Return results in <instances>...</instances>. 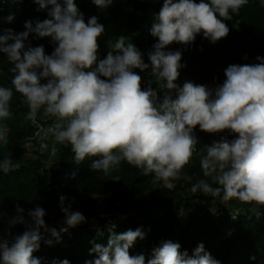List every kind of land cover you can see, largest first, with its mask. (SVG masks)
Wrapping results in <instances>:
<instances>
[{"label": "clouds", "instance_id": "1", "mask_svg": "<svg viewBox=\"0 0 264 264\" xmlns=\"http://www.w3.org/2000/svg\"><path fill=\"white\" fill-rule=\"evenodd\" d=\"M22 2V0H19ZM37 11L47 10L44 20H28L25 31L0 29V53L13 65L12 87L0 86V121L11 118L14 91L21 94L27 107L28 119H34L39 109L58 117L52 131L55 140L71 146L77 163L97 157L92 171L108 174L121 162L152 174L154 182L162 181L168 189L172 180L181 179L185 165L191 160L199 143L197 126L202 132H229L236 138H221L205 145L206 156L201 160L204 175L212 184L201 180L192 185V192L204 196H220L227 201L237 198L264 206V57L258 63L231 64L224 70L222 84L210 88L185 81L179 86L182 53L167 50L173 43L189 45L201 34L212 43L226 38L230 32L225 21L238 15L249 0H163L158 13L153 14L150 35L157 39L148 52V61L127 37H117L104 59H98V38L105 27L91 16L85 22L76 0H33ZM114 0H92L100 10ZM264 2V0H262ZM7 23L15 14L0 18ZM30 34L50 38L55 45L51 55L43 45L26 44ZM154 82L162 81L158 94L149 81L135 71L145 72ZM44 80L46 83H41ZM175 93V96H173ZM8 134L0 126V144L7 145ZM12 160L0 161V173L12 171ZM184 179L190 180L188 176ZM119 177L113 180H119ZM60 197L65 227L49 228L46 211L37 206L29 210L16 206V215L9 226L25 225L26 230L13 239L0 237V264H41L33 254L41 241L52 246L53 239L61 242V233L86 221L79 211L65 206ZM5 214L0 211V218ZM236 217L233 216V219ZM107 235L106 245L92 241L89 255L94 259L85 264H220L199 244L189 255L181 245L164 241L146 259L143 254L131 255L135 242L145 239L141 228ZM48 233L53 239H44ZM104 233L98 230V237ZM59 264H69L67 259Z\"/></svg>", "mask_w": 264, "mask_h": 264}, {"label": "trees", "instance_id": "2", "mask_svg": "<svg viewBox=\"0 0 264 264\" xmlns=\"http://www.w3.org/2000/svg\"><path fill=\"white\" fill-rule=\"evenodd\" d=\"M85 22L91 16H97L98 22L105 27V33L98 38V59H104L117 37L124 35L126 42H132L144 54L148 63V52L157 39L152 37L149 28L152 16L158 13L163 0H114L104 10L98 9L92 0H76ZM33 0H0V18L15 14L12 23L0 19V29L12 28L16 33L25 31L28 20L49 18L47 10L37 11ZM230 32L226 38L210 45L201 34L189 45L173 43L167 50H179L182 53L180 76L176 83L182 86L185 81L204 84L214 88L222 84L224 70L231 64L258 63L256 57H264V2L249 0L240 9L238 15L225 21ZM26 44L43 45L48 55L55 45L50 38H37L30 34ZM5 54L0 53V86L12 87V67ZM137 73L142 76L145 72ZM41 83H46L42 80ZM148 83L143 79L142 87ZM158 89L157 83H152ZM11 100V118L0 121V126L8 134L7 145L0 144V161L12 160V171L7 175L0 173V237L9 238L26 230L25 225L9 226V220L16 215V206L24 209L27 219L29 210L37 206L46 211L45 222L49 226L64 217L61 211L60 197L65 196V206L71 205L72 211H79L86 221L75 228L61 233V242L53 241L45 251L35 252L41 264H59L67 259L69 264H85L95 258L89 255L92 241L106 245L107 235L112 231L121 233L129 229L141 228L145 239L137 240L130 249L131 255L143 254L146 259L152 250L164 241H173L181 245V251L189 255L203 244L205 251L220 264H264V206L242 202L237 198L223 200L220 196H204L201 192H192V185L204 180L213 187L211 177L204 175L201 160L206 156L205 145H211L222 137L232 140L233 134L225 131L209 134L195 129L198 144L196 152L185 165L181 179L170 181L174 186L165 187L162 181L154 182L152 174L145 175L142 169L127 162H121L108 174L92 171L90 165L97 157H88L77 163L70 145L58 143L53 158H48L49 140L44 141L35 151V143L30 142L35 128L24 97L15 92ZM175 96V93H173ZM44 109L38 110L36 121L45 124L43 117H49ZM55 117V116H54ZM51 118L46 124H53ZM46 152V153H45ZM33 154L34 157L29 156ZM191 179L186 180L183 176ZM119 177L120 179L113 180ZM237 201L238 205L233 203ZM194 204L196 212L185 221L177 219L175 210L181 205ZM214 204L238 211L231 220L227 215L215 216L209 208ZM111 224V225H109ZM98 230L104 233L98 237Z\"/></svg>", "mask_w": 264, "mask_h": 264}, {"label": "built area", "instance_id": "3", "mask_svg": "<svg viewBox=\"0 0 264 264\" xmlns=\"http://www.w3.org/2000/svg\"><path fill=\"white\" fill-rule=\"evenodd\" d=\"M1 11V9H0ZM208 40V39H207ZM210 45H214L216 43H212L208 40ZM152 50V49H151ZM150 50V51H151ZM149 51V52H150ZM149 63V61H148ZM151 69L149 68V70L145 71L144 75H143V79L149 84V81H153L152 83H157L158 84V94L160 96L163 95V92L161 90H159L162 85L163 82L162 81H157L154 82L155 78L151 77L149 75ZM51 118H54V123L53 124H46ZM31 123L35 128L34 131V135L33 137L30 139V142H34L35 143V151H38L39 154H43L44 151L42 150V148H39V145H41L44 141L49 140V152H48V158H53L57 152V148H56V140L55 137L52 133V131H50V129L53 128V126L56 123H61V121L59 120L58 117H54V116H49L47 117V119L45 120V124L39 123L36 121V119H31ZM196 152V149L194 151V153ZM46 153V152H45ZM193 153V154H194ZM32 155V156H31ZM29 154V156L34 157L33 154ZM210 212L213 213V215L217 216H222V215H227L231 220L233 219V216L236 217V215L238 214V211L236 210H231L229 207H219L216 204H214L212 207L209 208ZM196 212V207L194 204H187V205H181L179 206L176 210H175V215L177 217V219L181 220V221H185L187 218H189L191 215H193ZM65 221V216L62 217L61 219H58L57 221H55L53 224L49 225V228L55 227L57 230H59L62 227H65L64 224ZM111 225V224H109ZM44 235V239H53L48 233H43ZM16 236V235H15ZM15 236L9 237L7 239L11 240L13 239ZM53 241H55L53 239ZM48 245L46 243H44V241H41V246L40 249L36 252H42L46 250V247Z\"/></svg>", "mask_w": 264, "mask_h": 264}, {"label": "rangeland", "instance_id": "4", "mask_svg": "<svg viewBox=\"0 0 264 264\" xmlns=\"http://www.w3.org/2000/svg\"><path fill=\"white\" fill-rule=\"evenodd\" d=\"M197 2H199V0H197ZM43 119H44V120H46V119H47V117H43ZM58 143H59V142H58V141H56V145H57ZM233 204H234L235 206H237V205H238L237 201H235Z\"/></svg>", "mask_w": 264, "mask_h": 264}]
</instances>
